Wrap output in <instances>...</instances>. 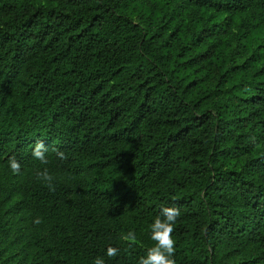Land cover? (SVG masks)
I'll use <instances>...</instances> for the list:
<instances>
[{"label":"trees","instance_id":"1","mask_svg":"<svg viewBox=\"0 0 264 264\" xmlns=\"http://www.w3.org/2000/svg\"><path fill=\"white\" fill-rule=\"evenodd\" d=\"M166 206L176 264H264V0H0V264H138Z\"/></svg>","mask_w":264,"mask_h":264},{"label":"clouds","instance_id":"2","mask_svg":"<svg viewBox=\"0 0 264 264\" xmlns=\"http://www.w3.org/2000/svg\"><path fill=\"white\" fill-rule=\"evenodd\" d=\"M56 156L61 159H67L64 151L55 149ZM48 147L44 144L43 140H37L35 142L32 155L34 159L38 160L44 167L37 168L35 175L37 180L44 183L49 190L54 191L53 184L54 176L50 174L47 165L48 159ZM9 167L15 174H19L21 171V164L15 158V156L9 159ZM181 215L180 209L177 206H166L161 209L159 215L156 216L152 224L151 240L154 241V245L146 249V254L141 256L138 264H176L175 259V240L173 239V232L175 224L179 216ZM42 221L40 218H36L34 223L40 224ZM122 239L128 244L134 245L137 242V236L134 232L129 231ZM119 248L109 245L106 248L105 255L109 258L115 257L119 253ZM94 264H106L105 259L102 256H97L94 260Z\"/></svg>","mask_w":264,"mask_h":264}]
</instances>
